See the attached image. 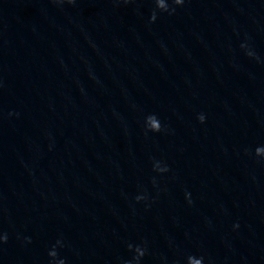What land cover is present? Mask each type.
<instances>
[{
  "label": "water",
  "instance_id": "1",
  "mask_svg": "<svg viewBox=\"0 0 264 264\" xmlns=\"http://www.w3.org/2000/svg\"><path fill=\"white\" fill-rule=\"evenodd\" d=\"M167 2L0 0V264H264V0Z\"/></svg>",
  "mask_w": 264,
  "mask_h": 264
},
{
  "label": "clouds",
  "instance_id": "2",
  "mask_svg": "<svg viewBox=\"0 0 264 264\" xmlns=\"http://www.w3.org/2000/svg\"><path fill=\"white\" fill-rule=\"evenodd\" d=\"M71 2V0H69ZM184 2V0H171V3L174 5H181ZM153 3L155 4L156 9L162 11V12H169L171 14V11H174V9L169 8V4L167 0H153ZM155 11L152 13L151 20H155ZM199 120L203 122L204 117L201 115L199 117ZM148 130L152 132H159L160 131V123L155 115H150L148 118ZM155 170L157 171H167V168H159L158 166L154 165ZM141 199V197H137V200ZM235 227V226H234ZM0 239H6V237H2ZM60 242L57 241V244ZM129 250L134 251L135 255L132 257L131 260L126 261L125 264H138L139 259L144 255V250L141 249L139 246L133 249L132 245H129ZM202 257L197 258L195 256H188L187 257V264H202ZM61 264H64L63 260H61Z\"/></svg>",
  "mask_w": 264,
  "mask_h": 264
}]
</instances>
